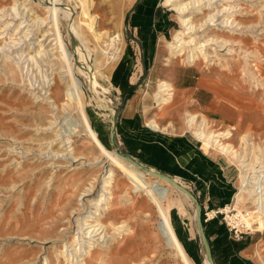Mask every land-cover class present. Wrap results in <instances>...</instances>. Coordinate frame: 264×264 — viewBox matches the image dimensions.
Here are the masks:
<instances>
[{
    "label": "rangeland",
    "instance_id": "374dc122",
    "mask_svg": "<svg viewBox=\"0 0 264 264\" xmlns=\"http://www.w3.org/2000/svg\"><path fill=\"white\" fill-rule=\"evenodd\" d=\"M9 2L11 0L4 1V4L9 5ZM63 2L77 6L79 13L83 11L76 0ZM136 2L91 0L88 12L94 17L97 31L107 41H110L109 37L120 33L123 50L116 64H107L102 56L104 66L98 72V84L89 83L96 77L87 72L89 57L86 51L84 55L79 52L78 61L82 66L79 77L88 82L85 85V100L87 103L90 99L100 101L106 113L105 116H99L91 105H87L90 120L101 139L107 143L112 115L124 99L123 110L131 103V116L124 117L118 123L122 147L154 170L180 178L196 193L203 206L202 217L215 263L264 264V232L255 231L238 241L230 236L220 218L204 220L205 210L234 202L233 193L238 184L239 171L237 165L224 155L203 154L202 142L185 125V111L189 109L204 113L213 128L235 126L232 141L236 146L239 145V137L246 132L259 142H264V18L261 19V15H264V0L237 1L240 3L237 12L239 19L245 24H254V28L240 30L238 25L236 31L214 30L217 35L242 40L241 44H235L238 52L230 58L231 68H223L219 64L208 65L203 59L192 66L180 60L165 64V42L172 38L173 32L179 27L178 16L164 6L162 0H142L130 13ZM49 4L50 0H33L35 9L41 14L45 13L44 7ZM75 15L73 12V19ZM83 16V19L87 18L85 13ZM126 18L128 29L125 26ZM69 27V22L64 19L61 29L74 52L71 36L74 33L79 36L80 31ZM87 38L92 47L97 45L93 36L88 34ZM244 50L255 52L248 57L249 66L259 78L243 75ZM56 77L58 86L53 87L52 95L61 104L65 99L64 86L58 75ZM159 79L172 80L176 88L174 100L160 110L152 106ZM256 79H260V82ZM22 81L17 68L10 75L0 71V264H43L46 255L51 260L50 264H66L63 257L57 261L55 243L62 246L58 237L64 231L75 229L71 210L77 204L80 189L88 184L95 172L86 167L71 170L61 166L52 170L50 159H42L41 154H37L45 146V140L54 137L53 132L41 128L52 119V108L44 101L34 99ZM205 86L209 91H206ZM210 90L217 95L212 107L206 106ZM133 114L138 126L143 129L138 134L131 129ZM58 116H63L62 110ZM151 117H156L162 125L172 120L176 131L163 133L151 130L148 125ZM76 139L79 153L86 156L94 153V150L89 149L92 144L87 139L78 136ZM12 148L20 151L21 155L12 151ZM25 149L29 150L28 157H23L25 161L22 164H15L14 158L22 159L19 156H22L21 150ZM55 170H58L56 178L49 184L45 183ZM114 191L113 207L120 211H116L111 219L131 222L133 231L104 249L100 258L88 257L87 264H184L158 229L159 215L155 212L154 204L147 201L145 195L131 192L135 204L127 208L128 201L120 200L118 189ZM187 203L185 206L193 215L195 209ZM249 204H242V207ZM146 211H152L153 215L145 217ZM171 215L189 256L196 264H204L203 248L195 222L193 233L176 208L172 209ZM69 237L72 238V233ZM258 247L261 254L256 252Z\"/></svg>",
    "mask_w": 264,
    "mask_h": 264
},
{
    "label": "bare ground",
    "instance_id": "6f19581e",
    "mask_svg": "<svg viewBox=\"0 0 264 264\" xmlns=\"http://www.w3.org/2000/svg\"><path fill=\"white\" fill-rule=\"evenodd\" d=\"M4 1L7 0H0V71L10 75L14 73V68H17L23 85L29 90L28 93L52 108V119L41 128L53 132L54 137L45 140V146L40 148L37 154H41L39 156L42 159H50L52 170L61 166L71 170L86 167L95 172L88 180V184L80 189L77 204L71 210L75 229L70 232L68 228H63L68 231L62 232L63 235L58 237L62 246L59 247L57 242L55 243L57 261H61L63 257L66 264H87L88 257L100 258L104 249L133 231L131 222L111 219L116 211H120L113 207L114 190L118 189L120 200L128 201L127 208L135 204L131 192L145 195L147 201L156 207L155 212L159 215L158 229L167 245L184 264H196L181 242L171 215L172 209L176 208L178 215L182 219H187L186 226L194 233L195 213L190 214L185 206V202H188L195 209L193 201L171 183L123 159L112 146L110 139L107 143L101 139L86 108L87 105H91L97 115L106 114L99 104L100 101L90 99L87 103L85 100V85L88 82L79 77L82 72V66L78 61L79 52L84 55L86 51L89 57L87 72L96 77L89 83L98 84L97 75L104 66L102 56L107 64L112 62L116 64L121 58L123 50L120 45L121 34L109 37L110 41L102 38L95 27L94 17L88 12L91 0H76L83 7L81 13L78 12L77 6L66 4L63 0H50V4L44 7V14L38 13L33 0H11L9 5L4 4ZM237 1L162 0V4L173 10L179 20V27L173 32L172 38L165 42L167 51L164 56L165 64L180 60L192 66L203 59L208 65L219 64L223 68H231L230 58L238 52L235 44H241L242 40L217 35L214 30L229 32L235 30L238 25L241 27L240 30L255 27L254 24H245L239 19L237 12L240 3ZM73 12L76 14L74 19ZM84 13L87 15L86 19H83ZM200 15L202 16L198 17ZM263 18L262 14L261 19ZM64 19L69 22L71 30L80 31L79 36L72 34L77 41L74 52L61 29ZM235 31L233 32L236 33ZM88 34L96 40L95 47L91 46ZM250 54L255 52L244 50L243 75L255 79L258 75L249 66ZM57 75L64 86L65 99L61 104L52 95L53 87L58 84ZM256 80L260 82V79ZM175 92L172 80L159 79L157 90L153 93L152 106L160 110L174 100ZM60 110L63 111L61 118L58 116ZM148 125L154 131L163 133L174 132L177 128L172 120L162 125L156 117H151ZM185 125L188 131L202 142L203 154L218 153L237 165L238 184L233 193L235 204L238 208H241L242 204L255 205L258 211L256 213L253 211L250 224H253L257 231L264 232V192H259L256 186L257 181H263L264 187V178L257 180L258 164L264 166V144H257L251 133L246 132L239 137V145L236 146L232 141L236 127L230 125L221 129L213 128L209 118L202 112L186 109ZM76 136L84 137L92 144L89 147L94 150L92 157L78 152ZM15 148H12V151H15ZM21 152L22 156L19 157L26 159L29 150ZM15 153L20 154V151ZM22 159L14 158L15 164H22L25 161ZM151 169L157 171L152 167ZM57 171H52L50 179L45 183L49 184L54 180ZM175 178L188 187L183 180ZM152 215V211H146L145 217ZM209 215L212 216L213 211H210ZM67 221L69 223L70 220ZM260 251L258 247L257 254H261ZM50 262L48 255L43 257V264ZM204 264H211L205 256Z\"/></svg>",
    "mask_w": 264,
    "mask_h": 264
},
{
    "label": "water",
    "instance_id": "95a60500",
    "mask_svg": "<svg viewBox=\"0 0 264 264\" xmlns=\"http://www.w3.org/2000/svg\"><path fill=\"white\" fill-rule=\"evenodd\" d=\"M141 1L142 0H137V2L133 5L130 13L133 12L137 8V6L140 4ZM129 14H127V16ZM125 26H126V29H128L129 24H128L127 18L125 20ZM71 41H72V45H75L77 42L76 38L73 35L71 36ZM124 103H125V99L123 100L122 104L119 107H117L116 112L112 115V120H111V124H110V142H111L112 146L114 147V149L117 151V153L123 159L128 160V161L136 164L138 167H141V168L149 171L150 173L156 175L157 177L166 180L167 182L171 183L175 187L182 190L193 201L194 206H195V220H194V222H195L197 234L199 236V240H200L202 248H203V257L205 256L206 259L211 264H216L215 260H214V256H213L212 245H211L210 239L206 233V228H205L203 217H202L203 206H202L198 196L196 195V193L193 190H191L189 187H187L184 184H182L181 182L177 181L176 178L174 176H172L171 174H169L167 172H163L161 170L153 171L148 164L143 163L142 161H140L138 158H136L135 156L130 154L128 151H126L122 147V143H121V140L119 138L118 131H117V126H118L119 115H120V112L124 106ZM185 222H187V219H185Z\"/></svg>",
    "mask_w": 264,
    "mask_h": 264
},
{
    "label": "built area",
    "instance_id": "2783aa9c",
    "mask_svg": "<svg viewBox=\"0 0 264 264\" xmlns=\"http://www.w3.org/2000/svg\"><path fill=\"white\" fill-rule=\"evenodd\" d=\"M254 141L257 144L264 143L263 140L260 142L256 139ZM257 168V180H262L264 178V166L263 164H258ZM238 168V167H237ZM239 171V169H238ZM255 183V182H254ZM263 181H257L256 186L259 190V192H264V187L262 185ZM264 195V194H263ZM249 206H243L241 208H238L234 202L231 203H225L222 206H218L215 208H212L210 211H213V215L210 216L208 209L204 211L205 215V221L209 219H213L215 217L220 218L226 225L230 236L234 240L240 241L244 238L245 235H252L256 230V228L253 226V224H250V221L252 219L253 213L257 212L258 209L253 205L252 203L249 204ZM254 211V212H253Z\"/></svg>",
    "mask_w": 264,
    "mask_h": 264
},
{
    "label": "crops",
    "instance_id": "0c3cea01",
    "mask_svg": "<svg viewBox=\"0 0 264 264\" xmlns=\"http://www.w3.org/2000/svg\"><path fill=\"white\" fill-rule=\"evenodd\" d=\"M199 83L200 82H198V85H199ZM196 88H198V87H196ZM205 88H206V91H209V90H207V87L205 86ZM195 90H197V89H195ZM210 92H211V90H210ZM210 92H208V93H210ZM178 93H180V91L178 90ZM216 98H217V95L216 94H213L212 92L210 93V97H209V100H208V102H207V104H206V106H209V107H212V106H214L215 105V102H216ZM227 102H229V101H227ZM230 104H232V103H230ZM233 105V104H232ZM122 113V115H120L119 117V119H118V123L120 124V122L123 120V119H125L124 117H130L131 116V103H129L127 106H126V108L123 110L122 109V111H121ZM135 112V111H134ZM133 112V113H134ZM127 115V116H126ZM223 115V114H222ZM224 116V115H223ZM133 119L131 120V126H132V131L133 132H136V134H138L139 132H141L143 129H141L139 126H138V121H135V117H134V114H133ZM225 117V116H224ZM227 118H229V117H227ZM230 119V118H229ZM138 120V119H137ZM118 124V125H119ZM135 128V129H134ZM117 129H118V126H117ZM151 130H153V129H151ZM154 131V130H153Z\"/></svg>",
    "mask_w": 264,
    "mask_h": 264
},
{
    "label": "trees",
    "instance_id": "16d2710c",
    "mask_svg": "<svg viewBox=\"0 0 264 264\" xmlns=\"http://www.w3.org/2000/svg\"><path fill=\"white\" fill-rule=\"evenodd\" d=\"M205 225V224H204ZM206 233H207V230H206ZM207 235H208V233H207Z\"/></svg>",
    "mask_w": 264,
    "mask_h": 264
}]
</instances>
